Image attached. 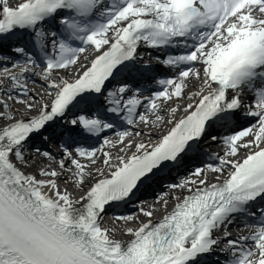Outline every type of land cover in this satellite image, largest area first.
Returning <instances> with one entry per match:
<instances>
[{
  "label": "snow or ice",
  "instance_id": "6c2138e0",
  "mask_svg": "<svg viewBox=\"0 0 264 264\" xmlns=\"http://www.w3.org/2000/svg\"><path fill=\"white\" fill-rule=\"evenodd\" d=\"M0 264H264V0H0Z\"/></svg>",
  "mask_w": 264,
  "mask_h": 264
},
{
  "label": "bare ground",
  "instance_id": "6f19581e",
  "mask_svg": "<svg viewBox=\"0 0 264 264\" xmlns=\"http://www.w3.org/2000/svg\"><path fill=\"white\" fill-rule=\"evenodd\" d=\"M15 2H17V0H13V3H15ZM161 215H162V212L156 214V216H158V217H161ZM154 218H155V217H154Z\"/></svg>",
  "mask_w": 264,
  "mask_h": 264
}]
</instances>
